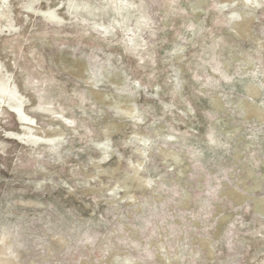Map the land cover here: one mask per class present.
<instances>
[{"label": "rangeland", "instance_id": "1", "mask_svg": "<svg viewBox=\"0 0 264 264\" xmlns=\"http://www.w3.org/2000/svg\"><path fill=\"white\" fill-rule=\"evenodd\" d=\"M0 264H264V0H0Z\"/></svg>", "mask_w": 264, "mask_h": 264}]
</instances>
